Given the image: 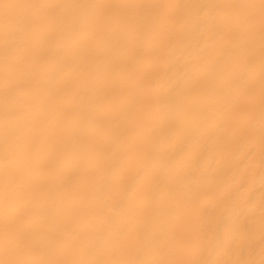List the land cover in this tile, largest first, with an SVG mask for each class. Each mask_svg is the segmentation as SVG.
I'll use <instances>...</instances> for the list:
<instances>
[{
  "label": "bare ground",
  "instance_id": "6f19581e",
  "mask_svg": "<svg viewBox=\"0 0 264 264\" xmlns=\"http://www.w3.org/2000/svg\"><path fill=\"white\" fill-rule=\"evenodd\" d=\"M8 2L59 5L12 10L7 35L0 21V237L7 225L21 238L15 258H264L259 14L249 30L237 23L247 9L189 7L259 0ZM160 4L175 5L166 20ZM93 11L105 22L85 29ZM250 60V90L233 103ZM242 184L251 192L237 218ZM128 218L135 236L121 244Z\"/></svg>",
  "mask_w": 264,
  "mask_h": 264
},
{
  "label": "snow or ice",
  "instance_id": "6c2138e0",
  "mask_svg": "<svg viewBox=\"0 0 264 264\" xmlns=\"http://www.w3.org/2000/svg\"><path fill=\"white\" fill-rule=\"evenodd\" d=\"M59 7V5H51V4H35V3H18V2H8V0H0V21L3 23V27L5 30V35L8 34L9 28L13 23L12 17L10 13L12 10L16 9H44V8H54ZM79 7V6H77ZM89 9H101L106 7H112L110 5H87L83 6ZM121 7H128L126 5ZM134 7H144L143 5H135ZM152 7H156L162 10V19H167L170 10L175 7L172 4H160L154 5ZM189 7L197 8L201 12H205L207 9L213 8H227V9H247L248 14L239 18L237 20L238 24H242L246 26L249 30L253 29L256 23L257 11L259 14L260 20V88H261V107L262 112H264V0H259V4L255 3H246V4H221V5H208V4H199V5H190ZM207 14V13H205ZM43 17L41 16H33L30 19V23L32 25V31L34 35H38L40 32V26L42 23ZM105 20L104 17L95 11L91 12L88 16H86L84 20V28H96L102 26ZM213 28H215V23L213 24ZM253 65L251 60L249 61V69H248V79L243 81L240 89L234 95L233 103H238L241 96V91L250 90V81L253 78ZM12 127L11 122L7 120L5 121V155L6 158L12 155V147L9 141V137L11 135ZM261 191H262V199H261V217H262V229H264V126L261 128ZM153 177L149 176L146 179V184L144 188V193L147 194L148 189L151 186ZM251 190H245L244 185L240 186L236 192L232 195L234 197L233 201V214L238 218L239 216L244 215L248 209L245 206L247 200L250 198ZM8 209L5 208V214L7 215ZM233 238L231 240L225 241V247L230 248L235 243V235L239 232V225L234 224L232 227ZM135 230L131 225V218H128L125 221V230L121 233L119 237V243L125 244L134 239ZM171 239V234H166L161 237L157 242V248L163 249L167 246L169 240ZM0 247L3 248L6 255H11L12 258L0 260V264H64L61 261L54 260H38V259H29V258H15V254L19 252L22 247H26L23 244L21 238L12 230H10L7 225L3 232L2 237H0ZM76 264H178V262H167V261H154V260H95V261H79ZM193 264H264V258L259 261L255 259H244L238 261H224V260H200L195 261Z\"/></svg>",
  "mask_w": 264,
  "mask_h": 264
}]
</instances>
